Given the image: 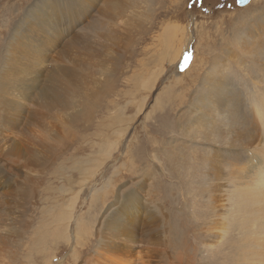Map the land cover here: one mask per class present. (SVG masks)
Here are the masks:
<instances>
[{
  "label": "rangeland",
  "instance_id": "1",
  "mask_svg": "<svg viewBox=\"0 0 264 264\" xmlns=\"http://www.w3.org/2000/svg\"><path fill=\"white\" fill-rule=\"evenodd\" d=\"M44 1L65 3L0 0V99H12L19 107L15 121L6 124L0 100V149L9 147L7 135H16L22 149L41 147V158L46 155L43 165L32 168L31 190L25 197L14 189L15 193L7 192L8 198L0 193V219L7 224L17 220L21 226L0 264H78L74 248L81 247L84 236L94 237L105 213L113 208L110 205L122 204L121 196L131 194L132 188L149 201L147 206L154 200L164 205L166 216L156 231H165L172 254L177 245L181 255L190 256L199 228L186 218L190 152L176 127L186 108L183 94L198 88L216 58L233 73L239 91H249L252 81L261 82L264 57L256 59L242 49L236 36L250 16L264 12V0H250L247 6H239L238 0H96L82 13L81 26L98 24L97 36L86 34L89 40L78 32L81 26L64 30L62 40L48 39L35 22L43 14L39 7ZM173 26L180 28L179 40L190 37L181 58L176 57L180 50L173 41ZM16 46L20 49L13 51L19 50L21 58L13 61L14 67L26 72L10 66L2 74L13 65L5 58ZM202 57L206 64L200 68ZM62 64L72 67L81 83L84 106L70 103L52 114L33 97L22 96L23 91H41L34 81L40 70L43 81L59 72ZM34 82L36 87L31 88ZM92 103L96 105L87 113L84 108ZM18 126L21 129L15 132ZM5 171L0 179L4 177L3 190H8ZM195 194L196 189L192 195L197 204ZM196 216L200 221L198 212Z\"/></svg>",
  "mask_w": 264,
  "mask_h": 264
},
{
  "label": "bare ground",
  "instance_id": "2",
  "mask_svg": "<svg viewBox=\"0 0 264 264\" xmlns=\"http://www.w3.org/2000/svg\"><path fill=\"white\" fill-rule=\"evenodd\" d=\"M95 1L65 0L63 6L58 2L44 1L39 7L43 14H40L39 19H34L37 26L46 32L48 39L60 40L64 37V30L69 32L70 27L77 29L81 26L84 21L83 11ZM117 1L116 4L120 5ZM76 13L81 16L75 17ZM250 17L236 37L240 45H243L242 49L248 50L258 59L264 57V12H260L257 17ZM97 28L98 24L94 22V26L93 23L82 25L78 32L88 38L86 34L89 31L97 36ZM179 33L180 28L173 26L174 38L171 37L179 43L180 50L176 52V57L185 53L189 47L185 42L190 40L189 36H185L188 40L183 38L180 41ZM13 48L20 49V46L11 47L5 60L13 62L21 58V52L13 51ZM199 60L200 68H203L206 58ZM216 61L204 73L198 88L183 94L186 108L176 125L179 136L186 138L190 152L185 174V198L189 204L186 218L199 228L197 241L190 249L191 255H181L183 250L177 245L174 246L176 253L172 254L168 250L169 237L163 230L160 233L156 231L159 229L158 223L166 216L164 205L154 200L151 206H147L146 202L149 201L140 198V191L132 188L131 194L121 196L122 204L116 202L110 205L113 208L105 213L100 230L93 233L94 237L84 236L81 247L74 248V257L81 260L78 264H264V78L261 82L252 81L248 85L249 91H239L238 81L233 73L228 71L220 59L216 58ZM39 62L40 60L36 61V64ZM15 65L13 62V65L4 68L1 73L6 72L10 66L21 73L26 72L24 68L14 67ZM194 65L195 61L192 67ZM64 66L60 65L59 72L43 81L40 80L43 70H40L34 81L41 91H23L22 96L25 99L33 97L38 105L52 114L62 111L63 106L70 103L84 106L83 100L86 99L80 101L83 95L82 85L71 73L72 67ZM188 74L189 69L183 76ZM35 82L31 84V88L36 87ZM9 88L8 86V90ZM19 88L22 89L20 85ZM0 100L6 110L5 123L14 122L19 112L17 103L10 101L12 99ZM181 103L183 101L179 104ZM94 104L96 105L92 103L86 106L84 110L89 113ZM32 119L38 120L36 116H32ZM2 122L0 120V124ZM67 126L72 130L71 122ZM173 126L174 124L170 125ZM20 129L21 127H16L15 132ZM171 130L175 132L174 129ZM7 142L9 147L0 149V172L6 168L5 172L9 174L7 186L10 187L3 190L6 182L1 177L0 193L7 197V192L14 189L22 194L21 197H25L31 190L28 188V181L32 168L38 163H44L45 159H41L46 156L45 153L43 158L40 156V150L43 151L44 148L35 146L32 150L22 149L20 143L23 142L16 135H7L6 145ZM11 162L12 167L9 164ZM195 189L199 200L197 204L192 195ZM196 212L200 221L197 220ZM20 228L17 220L7 224L0 219V256L8 252L10 243L15 234L20 232Z\"/></svg>",
  "mask_w": 264,
  "mask_h": 264
},
{
  "label": "water",
  "instance_id": "3",
  "mask_svg": "<svg viewBox=\"0 0 264 264\" xmlns=\"http://www.w3.org/2000/svg\"><path fill=\"white\" fill-rule=\"evenodd\" d=\"M248 2H249V0H238V4L241 6L247 4Z\"/></svg>",
  "mask_w": 264,
  "mask_h": 264
}]
</instances>
